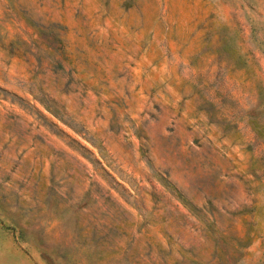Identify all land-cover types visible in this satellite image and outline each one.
Listing matches in <instances>:
<instances>
[{
    "label": "rangeland",
    "instance_id": "rangeland-1",
    "mask_svg": "<svg viewBox=\"0 0 264 264\" xmlns=\"http://www.w3.org/2000/svg\"><path fill=\"white\" fill-rule=\"evenodd\" d=\"M0 264H264V0H0Z\"/></svg>",
    "mask_w": 264,
    "mask_h": 264
}]
</instances>
